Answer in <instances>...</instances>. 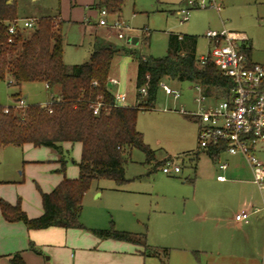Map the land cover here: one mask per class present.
I'll return each instance as SVG.
<instances>
[{"label": "rangeland", "instance_id": "rangeland-1", "mask_svg": "<svg viewBox=\"0 0 264 264\" xmlns=\"http://www.w3.org/2000/svg\"><path fill=\"white\" fill-rule=\"evenodd\" d=\"M197 1H204V6L190 9L188 18L183 20L178 7L186 6L187 0H126L122 18L119 17L128 27L126 37L119 38L116 29L106 26L112 31L105 36L108 40L100 36L102 43L135 48L143 55L164 56L168 52L171 33L194 34L198 38L197 55L200 58L210 49L208 31L227 29L244 32L248 40L242 43L252 46V60L264 63V0ZM9 2L14 3L22 21L31 17H58L62 7L68 12L71 9V0ZM113 17L114 14L108 16L110 20ZM100 18L98 11L93 19L99 21ZM67 19L69 16L65 21L61 20L65 37L64 59L69 65L82 63L93 51L94 36L82 23ZM133 37L138 38L137 43L130 42ZM122 55L127 65L132 56L129 53ZM126 65L120 91H116L123 93L129 89L133 93L136 86L133 78L130 80V69ZM164 81L179 89L181 96L175 98L161 86L156 107L141 111L137 117V127L154 150L156 160L148 162L146 153L134 148L127 163L126 181L94 180L83 198L82 221L99 228L114 226L118 230L144 233L150 245L148 248L160 251L168 264H264V220L252 217L254 223L240 226L234 219L237 211L250 205L254 210L262 209L264 214V195L253 176L244 171L233 176L228 171L229 181L224 183L217 179L219 172L212 156L205 149L195 151L199 147L198 118L183 112H197L202 103L207 106L221 97L214 93L199 104L195 97L201 91L194 83L168 78ZM20 89L22 95H26L27 103L48 104L52 99L44 81L24 82ZM20 89L0 78V104L12 105V93ZM32 148L37 155L50 152L44 146ZM65 149H69L68 163L75 164L74 161L81 158V143ZM22 150L13 145L0 148V177H19L20 170L28 168ZM168 152L181 160L185 158L180 174L163 171L161 157ZM229 154L223 152V158ZM258 156L264 162V150ZM159 159L161 163H158ZM4 186L12 188L9 184ZM165 250L169 252L167 256ZM149 262L161 264V259L158 257Z\"/></svg>", "mask_w": 264, "mask_h": 264}, {"label": "trees", "instance_id": "trees-1", "mask_svg": "<svg viewBox=\"0 0 264 264\" xmlns=\"http://www.w3.org/2000/svg\"><path fill=\"white\" fill-rule=\"evenodd\" d=\"M125 1L95 0L94 5L118 14ZM19 18L14 3L0 0V78L18 85L19 89L24 82L44 81L52 99L46 107L40 102L18 107L17 103L23 99L18 90L13 93L16 103L9 105L8 111L6 105L0 104V146L32 143L50 147L62 155V171L67 163L65 142H81L82 155L78 177H65L50 192L41 190V215L29 216L20 200L15 204L2 200L3 216L9 221H23L32 229L86 228L101 238L141 245L146 252L160 257L161 264H168L160 251L148 248L144 233L118 230L114 226L87 228L81 222L84 195L96 179L126 181V167L134 148L143 150L148 162L156 160L154 150L137 127V117L141 111L156 107L161 82L167 78L190 81L202 86L207 95L216 93L215 96L224 97L234 81L214 62L199 63L198 38L194 34L171 33L164 56L143 55L135 48L97 42L86 61L69 65L64 59L65 37L59 16L37 18L31 30L19 29L9 41V24ZM241 49L251 57L250 44L244 42ZM119 53H129L138 61L136 104H114L109 74L113 58ZM143 86L147 87L146 95L140 91ZM99 101L103 107L95 113L94 105ZM224 148L221 144L208 151L214 156ZM32 247L36 249L34 244ZM168 254L165 250V256ZM12 259L17 264H26L19 252Z\"/></svg>", "mask_w": 264, "mask_h": 264}, {"label": "crops", "instance_id": "crops-1", "mask_svg": "<svg viewBox=\"0 0 264 264\" xmlns=\"http://www.w3.org/2000/svg\"><path fill=\"white\" fill-rule=\"evenodd\" d=\"M94 3L95 0H71L70 11L68 12L67 8L65 11L64 7H62L59 15L61 20L65 21V17L69 16L67 20L80 22L83 24L85 30L89 29V32L94 36L93 47H95L97 42H103L100 36H102L104 40H108V37L105 36L109 34V31H112L111 28L100 25L98 20L93 19V16L97 14L98 11L100 12V9L95 7ZM124 6L122 11L116 14L121 18ZM181 8L180 6L178 7V13H180ZM131 56L132 59L127 65L125 59L122 58V53L114 56L109 77L117 78L118 83H109L112 91L118 92L116 89L119 90V86L122 84L121 82H123L122 76L125 65L127 68L129 66L130 70L128 74L130 80L133 78L134 86H136L138 61L133 55ZM121 59L122 62L119 63ZM20 88H22V86ZM19 91L21 92V89ZM15 92L16 91L13 93ZM57 93H59V90ZM123 93L126 94L127 100H130L128 103H126V100L125 104L131 105L137 103V87L133 93H131L129 89L123 91ZM23 98H26V95H23ZM13 101V104H15L16 101L14 97ZM75 143H64V156L67 158V163L63 171L61 170L62 162L60 159L62 155L52 148L48 147L50 149L49 153L46 152L44 155H37L38 153L35 154V150L32 148L35 145L32 143H25L22 146L13 145L22 147L23 161H26L28 168L25 171L20 170L19 174L21 175L19 177H0V264H17L13 261L12 257L18 252L21 253L26 264H155V262L149 261H152L154 258L158 259V256L152 255L148 251L146 252L143 246L135 243L112 238H101L86 228L51 226L42 229H32L23 221H9L3 216L1 209L2 200H7L13 204L20 200L23 209L31 217H36L43 213L41 190L50 192L65 177L76 178L79 176L80 168L78 161L80 159L74 161L75 164L68 163L67 152L69 149H65V147H69ZM2 147L5 146H0V148ZM263 150L264 138L257 144V155ZM195 151L199 152L200 148L198 147ZM205 151L209 153L208 150ZM223 152L227 151L224 150L214 156L209 153L214 160L216 171L219 172L218 175H226L229 171L233 176L239 175L244 171L250 176H253L251 167L241 154H229V156L224 159L222 155ZM187 154H190V152ZM169 157H175V154L166 153L161 157L163 163ZM176 158L182 164L181 171L176 173L180 174L183 171L185 158L183 157L182 160L177 156ZM233 158H235V161H232ZM216 160L227 162L228 167L225 170L220 169L216 165ZM198 166L199 165L196 166L197 169H199ZM3 176L5 175L3 174ZM218 180L224 183L229 181V178L227 177L226 180ZM5 184L11 185L12 188H5ZM252 217H255L256 220H264L262 209L253 210L248 221H237L235 218L234 219L237 225L245 226L255 222L254 219H251ZM81 222L87 228H99L95 227V225L86 224L82 221V218ZM33 244L36 249L32 247Z\"/></svg>", "mask_w": 264, "mask_h": 264}, {"label": "built area", "instance_id": "built-area-1", "mask_svg": "<svg viewBox=\"0 0 264 264\" xmlns=\"http://www.w3.org/2000/svg\"><path fill=\"white\" fill-rule=\"evenodd\" d=\"M215 1V0H212ZM204 6V1L187 0V5L182 6L180 14L182 19H187L190 9ZM220 8V6H218ZM101 18L99 24L110 26L117 30L119 38H125V29L128 28L125 22L116 14L113 15L106 8L100 9ZM37 18L17 19L9 24V41L13 35L22 28H33ZM211 41L207 54L199 58V63L212 61L223 72L224 75L232 78L234 85L227 96L221 97L217 102L203 106L210 95H207L202 86L196 85L201 91L195 97V101L201 104L199 111L192 112L183 110L184 113H191L197 116L199 121V148L210 150L212 147L224 144V150L230 154H241L249 164L253 172V180L264 195V163L256 153L258 142L264 138V63L255 62L241 49L242 41L248 40L244 32L223 29L221 31L209 30L207 33ZM109 83L117 84L118 79L109 77ZM164 90L175 98L181 96L179 89L173 88L165 81L161 82ZM141 93L147 94V87L140 89ZM114 104L125 105L127 100L125 93L114 92ZM28 103L21 99L18 107H25ZM103 107L102 102L94 105V112L99 113ZM6 106L5 110H9ZM223 150V151H224ZM216 165L225 170L228 163L216 160ZM182 164L176 157H169L163 164L162 169L168 174H176L181 171ZM218 179L226 180L225 174H219ZM253 206H246L235 214L237 221H248Z\"/></svg>", "mask_w": 264, "mask_h": 264}, {"label": "water", "instance_id": "water-1", "mask_svg": "<svg viewBox=\"0 0 264 264\" xmlns=\"http://www.w3.org/2000/svg\"><path fill=\"white\" fill-rule=\"evenodd\" d=\"M137 41H138V38H136V37H133V38H131V41H130V42H132V43H137ZM42 106H43V107H46V106H47V104H46V103H44V104H42Z\"/></svg>", "mask_w": 264, "mask_h": 264}]
</instances>
